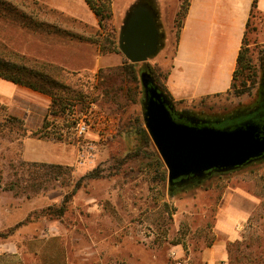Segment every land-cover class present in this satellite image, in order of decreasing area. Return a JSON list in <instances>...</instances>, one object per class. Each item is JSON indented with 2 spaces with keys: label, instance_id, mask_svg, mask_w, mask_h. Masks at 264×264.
<instances>
[{
  "label": "rangeland",
  "instance_id": "rangeland-1",
  "mask_svg": "<svg viewBox=\"0 0 264 264\" xmlns=\"http://www.w3.org/2000/svg\"><path fill=\"white\" fill-rule=\"evenodd\" d=\"M10 1L13 7H0V53L13 52L28 62L52 65L56 69L52 74L66 79V95L73 90L83 98L69 100L65 120L55 118L49 132L53 139L0 133V264H204L200 253L224 238L218 236L223 229L238 237L228 243V264H264V160L206 178L174 196L163 161L159 167L151 155L156 152L160 158L153 143L146 147L141 141V155L128 160L137 141L124 133L107 140L82 139L89 161L78 163L75 120L92 105L109 112L121 128L136 117L144 123L141 74L158 69L164 82L167 65L159 53L167 47L168 35L171 49L176 45L183 0H169L166 8V0H113L108 30L117 39L133 6L140 3L153 9L161 34L158 53L137 67L142 92L135 103L121 109L104 97L98 72L118 67L127 58L122 51L100 53L93 41L102 29L85 0H57L70 4L68 10L77 17L39 0ZM247 44L251 65L259 74L264 59L263 13L253 19ZM129 87L133 86L125 89ZM257 87L248 82L221 97L176 104L175 109L202 119L228 116L251 109L257 102ZM1 105L10 114L24 106L6 97H0ZM63 124L68 127L63 129ZM19 159L73 167L75 182L96 168L102 177L79 189L63 220H57L41 211L61 206L68 189L60 181L38 194L9 190L7 182L16 172L9 162Z\"/></svg>",
  "mask_w": 264,
  "mask_h": 264
},
{
  "label": "trees",
  "instance_id": "trees-1",
  "mask_svg": "<svg viewBox=\"0 0 264 264\" xmlns=\"http://www.w3.org/2000/svg\"><path fill=\"white\" fill-rule=\"evenodd\" d=\"M85 2L95 15L98 25L102 29V32L98 34L97 39L93 41L94 44L98 45L100 53L102 55L121 53L120 39H117V36L113 30L110 32L108 30V24L113 16V0H85ZM13 6L14 3L10 0H0V7L2 8ZM188 6L189 0H183L181 9H184V17L186 16ZM257 14H260V12L258 10V1L256 0L253 4L251 17L247 24V33L239 55L238 67L234 73V80L231 88L232 90L235 87H245L248 82H251L252 86H258L257 111L255 113H251L254 108H249L237 111L228 116L206 118L205 120L212 127L220 129H234L246 122H251L259 126L261 130H264V128H262L263 124L261 121L264 119V59L260 61L258 74V71H256L251 65V58L247 48V34L252 25V21ZM177 36H179V32ZM138 65L139 64H132L128 61V59H126L124 63L118 67L108 69L101 68L99 70L98 78L100 87L104 92V97L108 102L114 104L116 108L121 109L124 108L125 105L135 103L137 101L136 97L142 92L138 91L140 88V79L137 70ZM52 70H56L52 65L40 64L38 62H28L23 56L13 52L0 53L1 79L12 82L18 86L28 88L32 91L50 96L52 99L51 105L48 109V114L45 117L42 127L36 131L29 130L26 127L25 121L23 119L10 114L6 106L1 105L0 113L4 114L0 119V133L2 136L6 137L8 135L7 132L9 134L16 132L22 137H38L39 139L44 140L53 139L49 132L52 130V128H54V123L56 122L55 118L60 117L64 119L69 108V100H80V98H83V95L73 90H71L72 92H69V94L66 95V79H64V76L61 74H52ZM157 71L160 72L158 69H151L149 72L150 77L155 83V86L158 87L161 92L166 93L165 96L168 97V100L171 102V105L174 109V118L178 122L189 123L188 118H190L191 114L188 111L179 112L175 109L176 104L186 102L173 101L172 97L167 91L165 83L163 82L161 84V75L159 72L157 73ZM128 85L133 87L125 89V87ZM231 90L229 92H231ZM142 93L144 96V88ZM221 96L223 95H216L212 97ZM212 97H203L200 100L206 101ZM51 119L52 121H50ZM62 126L63 129L68 127L65 124ZM128 128H131V130ZM53 131L56 132L55 129H53ZM123 133L126 134L124 137L131 136L137 141L136 145L127 155L128 160L141 155L143 152L142 147L140 146L141 141L146 147H153L151 138L148 135L145 125L139 117L129 120L127 123L122 125V128L119 124L118 133L115 137H118ZM151 155L154 157L159 167L163 166L162 160L158 157V155H156V152H152ZM262 160H264V158L256 160L252 163L260 162ZM9 164L12 168L16 169V172L14 177L8 180L7 188L11 191H17L18 194H30V192L38 194L42 190H46L51 186L55 187L57 182H62V185L65 186L68 191L63 198L61 206H51L41 211L44 216L55 218L57 220H63L66 213L68 212V207L72 201V198L79 189H81L88 181L102 177V172L99 168H96L75 182L73 180V167L44 162H26L21 159L18 161L10 160ZM208 174L209 175L207 178H210L223 173L213 171ZM166 179L167 173L163 172L162 180L166 181ZM203 181V179L198 178H189L184 180V182L177 180L173 185H169L170 194L174 196L184 189L199 186L203 183Z\"/></svg>",
  "mask_w": 264,
  "mask_h": 264
},
{
  "label": "crops",
  "instance_id": "crops-1",
  "mask_svg": "<svg viewBox=\"0 0 264 264\" xmlns=\"http://www.w3.org/2000/svg\"><path fill=\"white\" fill-rule=\"evenodd\" d=\"M39 1L74 16L68 10L70 4L65 1L62 4L57 0ZM255 1L189 0L174 49H171V35H168L167 47L159 53L162 54L161 62L167 65L164 83L174 102L225 95L231 90ZM257 1L259 12L264 14V0ZM168 3L166 0L165 8ZM0 97L20 101L24 105L20 111L11 112L23 119L29 130L42 127L51 104L49 96L0 78ZM36 142L45 144L41 140ZM223 230L218 236L221 234L224 238L200 253L204 264H228V243L238 237L228 229Z\"/></svg>",
  "mask_w": 264,
  "mask_h": 264
},
{
  "label": "water",
  "instance_id": "water-1",
  "mask_svg": "<svg viewBox=\"0 0 264 264\" xmlns=\"http://www.w3.org/2000/svg\"><path fill=\"white\" fill-rule=\"evenodd\" d=\"M160 38L153 9L144 3L133 6L120 36V49L128 61H149L159 51ZM141 80L145 127L168 171L169 185L177 180L204 179L213 171H234L264 158V130L256 124L220 129L195 118L178 122L171 102L152 84L150 74L142 73Z\"/></svg>",
  "mask_w": 264,
  "mask_h": 264
},
{
  "label": "built area",
  "instance_id": "built-area-1",
  "mask_svg": "<svg viewBox=\"0 0 264 264\" xmlns=\"http://www.w3.org/2000/svg\"><path fill=\"white\" fill-rule=\"evenodd\" d=\"M118 121L107 111L92 105L90 110L79 119L75 120V131L78 142V153L80 165L89 161L86 157V147L81 140L87 136L96 140H107L115 137L118 133Z\"/></svg>",
  "mask_w": 264,
  "mask_h": 264
},
{
  "label": "flooded vegetation",
  "instance_id": "flooded-vegetation-1",
  "mask_svg": "<svg viewBox=\"0 0 264 264\" xmlns=\"http://www.w3.org/2000/svg\"><path fill=\"white\" fill-rule=\"evenodd\" d=\"M149 74H150V73H149ZM152 84L155 85V83H154L153 81H152ZM164 95H166V93H164ZM166 98H167V100H168V97H166ZM144 100H145V92H144ZM168 101H169V100H168ZM255 106H257V102H256V101H255V103L253 104L252 109H253V108H254V109L251 111V113H255V112L257 111L258 106H257V107H255ZM190 118H195V119H197V120H205V119H202V118H196L195 116H192V115H190ZM188 119H189V118H188ZM261 121H262V124H263V125H262V126H263L262 128H264V119H262ZM246 123H251V122H246ZM246 123H244V124H246ZM244 124H242V125H244ZM207 125L210 126L209 123H207ZM211 127H212V126H211ZM208 175H209V174H207L206 177H205L203 180H205V179L208 177Z\"/></svg>",
  "mask_w": 264,
  "mask_h": 264
}]
</instances>
